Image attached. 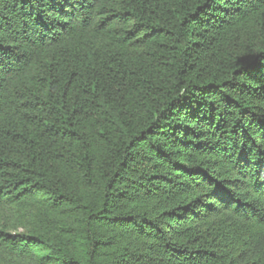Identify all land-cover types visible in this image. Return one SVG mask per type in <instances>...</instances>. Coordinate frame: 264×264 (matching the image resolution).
<instances>
[{
    "label": "trees",
    "instance_id": "16d2710c",
    "mask_svg": "<svg viewBox=\"0 0 264 264\" xmlns=\"http://www.w3.org/2000/svg\"><path fill=\"white\" fill-rule=\"evenodd\" d=\"M0 264H264V0H0Z\"/></svg>",
    "mask_w": 264,
    "mask_h": 264
}]
</instances>
